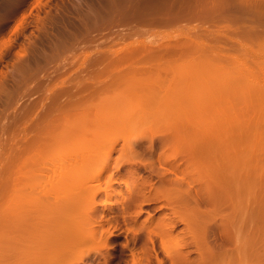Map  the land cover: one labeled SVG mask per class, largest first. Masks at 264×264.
Wrapping results in <instances>:
<instances>
[{"label":"bare ground","instance_id":"1","mask_svg":"<svg viewBox=\"0 0 264 264\" xmlns=\"http://www.w3.org/2000/svg\"><path fill=\"white\" fill-rule=\"evenodd\" d=\"M38 2L37 4H40L42 1ZM262 2L259 0H123L120 3L118 0H111L110 3L107 2L110 5L104 8V11L102 6V11H92L97 14L89 17L91 23L86 25L88 32L86 34L81 32L84 36L80 37L82 34L77 35L76 32L71 34L70 30L72 39L78 36L77 40L75 38L74 41L68 43L62 38L58 47L55 49L53 47L54 51L51 54L47 53L46 59L55 64L49 63L51 66L48 67L44 65L46 68L37 66L39 69L35 68V70L29 65L33 52L30 53L24 49L22 53H19L26 62V64H20L22 66L20 70L28 71L29 69L30 77L35 78L36 76L37 78L38 76L42 81L36 82L40 93H37L39 96L34 97L35 99L32 95L38 89H32V87L29 89V86L21 90L22 92L18 89L19 96L27 94L32 98L28 96L30 100L28 98L29 101L25 103V106H21L22 109L15 114L12 124L4 123L0 129V207L6 202H10V206L17 202L15 206L13 205L12 212L16 211L15 208L18 210L13 214L14 216L12 215L15 220L17 218V223L15 222L17 234L13 236L14 240L8 239L17 246L14 247L12 242L13 247L10 242L6 245L8 242L5 240L0 243L1 245L6 243L5 249L11 246L9 251L12 249L14 253L20 250H18L20 255L17 254L18 252L14 254V260L11 257L12 251H10L12 255H9L8 259L10 257L11 262L6 261L5 256H1L0 264H82L85 260L83 257L71 260L74 251L90 248L97 252L107 246L111 237L117 235L116 231L121 228L117 214L106 218V209L112 208L113 204L118 205L121 209L120 215L126 223L130 224L133 219H139L145 204L162 200V202L165 201V206L174 210H172L173 214L169 215L170 213L167 214V212L155 220L154 216L149 215L144 220L140 227L142 231L145 229L146 232H144L151 245L146 239L149 244L147 248H143V251H133L132 264H153L154 255L157 258V264H165V261L158 256L157 239L160 240L161 246L172 261L175 260L181 264H235L242 252H249L248 258L252 259L257 233L260 231L258 230L260 227L257 228L260 224L256 226L254 223L258 221L257 217L261 220H259L261 225H264V194L261 195L262 199L255 207L249 202L250 206H244V204L242 208L239 207V203L242 199L240 198L242 186L246 187L245 190H247L245 184L249 185L251 182L250 184L254 186L252 181L257 182L256 178H259L258 176L263 172L262 170L260 175H254V170L258 169H255L258 167L256 166L258 161H254L255 152L252 146L254 142H256L255 145L258 144L257 149L260 144L264 145V109L260 112L262 107L264 108V2ZM96 6L94 5L95 8ZM104 20L110 21L114 28L121 29V34L118 35L123 39L129 33L139 34L146 30H142L144 24L158 23L161 26L162 24L174 26L177 25L176 23L179 24L182 21L184 23L187 20L190 23L191 20V22L201 23V26L191 25L192 30L195 31L197 28L196 34L192 33L190 26H188L189 30L181 26L179 31L158 33L161 37L158 44L155 40L151 42L141 39L131 41V48H127L124 52L121 51L122 53L111 52L112 55L107 51V54H103V51L101 54L96 55L95 53L96 59L90 60L91 65L88 63L89 67L87 65L84 69L86 71L80 72L83 74L78 72L77 76L70 75L69 81L66 80L67 77L59 80L57 76L61 77L60 75L67 73L64 71L68 69L70 60L68 61L69 58L66 56L62 59L64 62L57 59L63 57V53L69 52L70 45L75 44L78 47L82 40L85 45L95 40L100 41L99 39L97 41V35L100 33L97 34L95 31L105 29L104 23L101 24ZM116 20L122 23L115 25L113 22ZM215 25L219 28L216 27V30L211 31L208 29ZM125 28L133 31L122 34ZM107 33L103 34L104 37ZM7 44L0 46L6 47ZM150 44L158 46L161 44L162 46L158 47L161 50L156 49L155 51L154 48L157 46L154 45L152 49L153 45ZM163 45L167 48L164 47V49ZM184 56L190 59L175 64L176 59ZM55 59L58 62H55ZM76 60L73 58V61ZM20 61L22 60L18 62ZM73 61L70 62L73 64ZM137 61H144L148 64L139 66L138 64L141 63L137 64ZM50 69L55 75L49 74ZM22 73L21 76H23ZM20 83L17 88L21 87L22 82ZM0 90L3 92L7 90L5 82L0 83ZM33 90L36 91L33 92ZM46 93H48L47 96ZM235 108L241 109L248 115L244 116V112L241 114L239 113L241 110L237 111ZM255 109L258 113L260 112L259 117H257V112L251 117L250 113ZM233 111H237V115ZM36 115L38 116L36 123L34 121V124L31 123L29 127L24 125L25 121L28 122ZM249 115L253 121L247 120ZM240 116L241 118H238ZM230 118L233 123L236 122L233 124ZM239 119L241 121L244 119L246 123L248 121L247 126L249 122L253 127L260 126V122L263 123V126L261 123L260 128H257L260 133L263 132V136L258 137H261L260 142L257 143L258 139L254 140L256 134H253L254 129L252 131L251 124L250 130L248 127L244 128V130L248 128L250 133L244 132L242 128L244 124L239 122ZM223 120L230 122V130L233 131H226L229 127L228 123H224L226 124L224 126H228L226 129L221 126ZM217 124H221L222 128L219 125L218 128L215 127L217 129L213 128ZM232 124L233 126L236 124L234 129ZM12 128L17 130L15 135L13 132L16 130L10 132L14 138L8 136L11 135L10 133L7 134V131ZM249 137L250 139L252 137L251 140L254 141L252 145L248 144L251 142ZM70 140L74 141V145H72L73 142L69 144ZM240 141L243 142L240 143ZM241 144L248 146L245 148ZM262 146L259 147L260 152ZM158 147L162 149L157 158L158 163L154 161L155 159L150 163L140 159L145 153L140 156L138 148H142L154 157ZM243 147L244 149H240ZM258 152L256 154L260 158L264 157L261 156L264 154L263 150L261 154ZM229 164L233 171L229 170V172L231 171L234 175L230 173L231 177L225 176L224 173ZM123 166H126L125 172H122ZM144 169L149 171L151 176L156 175L157 179L161 180H159L161 183L158 182L159 186L155 185V181L150 182L152 180L148 179L150 175L145 176L142 173ZM259 170L261 171V168ZM242 172L246 174H244L246 179L243 181L245 177L243 178ZM198 173L203 178L197 175ZM206 177L207 180H205ZM260 177L259 183L260 180L264 182V173ZM256 182L254 184H258ZM103 184H108L110 189L108 187L104 190ZM117 184H125L129 193L124 195L123 191L114 188ZM101 192H105L107 200L104 203L105 210L99 213L101 212L98 208L100 201H97V198L101 199ZM83 193H86L84 199L88 197L86 195H91L89 197L91 201L88 204L83 200ZM115 195H122V200L115 201V198L112 201L110 197ZM245 196H249L248 193ZM252 196L250 200L254 199ZM218 197L224 198L218 200L230 199L231 203L232 200L234 203L239 199V203L237 202L239 206L236 205L234 209H229L231 206H228V209L232 210L228 214L232 216L226 214L229 217L226 220L227 224L225 219L224 221L219 219L220 225L219 220L216 221L217 218H215L213 225L211 222L213 219H210L213 212L210 216V211L203 208L204 202L208 206L209 202ZM254 200L251 202L255 203ZM82 201H84L83 205ZM229 201L222 202L225 205H232L233 203H228ZM217 202V200L214 201V203ZM7 203L3 206H7ZM84 203L87 206L85 208ZM220 203L221 201L218 204L222 205ZM77 205L78 208H76ZM225 205H222V208ZM132 207L135 210H131ZM81 208L86 211L81 210L87 215L86 218L85 214L79 211ZM77 209L83 216L80 214L81 216L76 217V214H79ZM6 210L3 212L5 213ZM223 211L225 213V210ZM98 213L101 214V219ZM81 217L88 221H83ZM78 219L82 220L81 223L85 226H82L80 221H77ZM179 221L185 223L186 227L183 229L184 232L181 229L182 233L180 234L178 230L176 234L174 230ZM76 222H79L81 227ZM139 225L141 224L138 223ZM261 227L264 232V226ZM134 228L132 227L133 230ZM86 229H90V232ZM127 229L126 233L133 231L129 227ZM133 235L134 238L135 234ZM171 238L173 241L178 240L175 241V244L178 243L177 249L172 246L173 249H169V245L173 243L167 245L166 239L171 241ZM261 240L260 243L264 242ZM226 242L233 243V247L231 244L229 246L231 248H227ZM249 247L250 251H248ZM136 248L139 249V246L134 250ZM194 251L198 253L196 258L192 257ZM235 259L237 260L234 261Z\"/></svg>","mask_w":264,"mask_h":264},{"label":"rangeland","instance_id":"2","mask_svg":"<svg viewBox=\"0 0 264 264\" xmlns=\"http://www.w3.org/2000/svg\"><path fill=\"white\" fill-rule=\"evenodd\" d=\"M39 0H0V45H2V46H5V45H3V44H5V43H8L7 44V46L6 47H2V46H0V47H2V48H0L1 50H2V52H1V50H0V52L2 53V54H0V83L1 82H5V85H6V87H7V90L8 91H10V92H8L7 90L6 91H4V92H6V93H4L3 91H1L0 90V129L2 128V126H3V124L4 123H6V125H9V124H12L13 122L12 121H14L13 119H14V117H15V114L17 113V112H19V110H21L22 109V107H24L25 106V103H27V101H29L30 100V98H32V96H33V98L35 97V98H37L38 96H39V94H37L38 92L40 93V90H39V88H37V86H38V84L37 83H40L41 81H42V79L41 78H39L38 76H37V78H36V76H35V78L34 77H30L28 74V71L30 72V70L28 69V71H26L24 68V70L23 71H21L22 69L20 68V67H22V66H20V64L22 65V64H26V62H24L25 60L24 59H22V58H24L23 56H20L19 55V53H22L23 51H24V49H27L30 53H32V55L34 54V58H32L33 56L31 55L30 57H31V64L29 63V65L32 67V68H36V69H39V67L37 68V66H41L40 68H43V67H45L46 65V67H48V66H51L50 64H52L53 65V63H51L50 62V60H48V59H46V55H47V53L48 54H51L52 53V51H54V49L55 48H57L58 47V45L60 44V41H62V38L63 39H66L67 41H68V43L69 42H71V41H74V39L75 40H77V37L75 36L73 39H72V37L73 36H70L72 33H74V32H76V34L77 35H79L81 32H83V34H86L87 32H88V30H86L87 28H86V25H87V23H91V21L89 20L90 18L89 17H92L93 15H95V14H97V13H95V12H97V11H102V9H101V6H102V8H103V11H104V8L106 9L107 7H109V3H110V1L111 0H41L42 2L40 3V4H37V3H39L38 2ZM85 1V2H84ZM101 1H102V3H101ZM118 1H120V3L121 2H123V0H118ZM125 1V0H124ZM258 1V0H257ZM260 2H264V0H259ZM107 2H109V3H107ZM262 2V3H263ZM95 3V4H94ZM101 3V4H100ZM104 3H105V6H104ZM85 4V5H84ZM88 4H89V6H88ZM96 4H97V6H96ZM39 5V6H38ZM94 5L96 6V8L94 7ZM37 6V7H36ZM93 7V9H92V7ZM100 6V7H99ZM82 7H83V9H82ZM95 8V9H94ZM263 8V7H262ZM87 9V10H86ZM99 9V10H98ZM264 9V8H263ZM90 10V11H89ZM96 10V11H95ZM92 11H95L94 13L92 12ZM86 12V13H85ZM89 13H91V14H89ZM102 13V12H101ZM84 17H83V16ZM88 15V16H87ZM90 15V16H89ZM45 17V18H44ZM86 17V18H85ZM40 18H42V19H44V21H42V19H40ZM52 20H51V19ZM76 19V20H75ZM88 19V20H87ZM49 20V21H48ZM75 20V21H74ZM80 21V22H78V21ZM86 22H84V21ZM87 20V21H86ZM90 21V22H89ZM116 21H118L117 23H116ZM116 21H114L113 23L116 25V24H118V23H122V22H119V20H116ZM44 22H46V23H44ZM81 22H82V25H81ZM84 22V23H83ZM102 23L101 24H103L104 23V26L103 27H105V29L104 30H98L97 32L95 31V33H100L102 36H103V38H102V36L100 35V34H96L97 36H98V38H97V41H98V39L100 40V41H98V42H96V40H95V42L93 43V42H89V43H86L87 45H85V42L84 43H82L84 40H82L79 44H78V47H77V45L75 46V44H73V45H70L71 47H69V52L66 54V52L65 53H63L62 55H63V57H59V59H57L58 61L59 60H61V61H63L62 59L63 58H65V56L66 57H68L67 59H68V61L70 60V61H73V58H74V60H76V61H73V64L69 61V65H68V69H66L64 72H67V73H63L62 75H60L61 77H59V75L57 76L58 77V79L59 80H61L62 78H65L66 79V77H67V81H69L68 79L73 75V77L76 75H79V74H83V73H80V72H85L84 71V69L86 68V66L88 65V63L90 62H92V61H94L93 59H96V55L98 54V53H102V51L104 52L103 54H105L106 53V51H107V53L108 54H111L112 55V53H115V52H119V53H122L121 51H123L124 52V50H127V48H131V45H130V42L131 41H134V40H146V41H151V42H154V40H155V42L157 43L158 42V40H161V37H160V35L159 34H162V33H167V32H170V31H172L173 30V32L174 31H176V30H178L179 31V28L182 26V27H186V29L187 30H189L192 26L191 25H196V27L197 26H201L200 24L201 23H198L197 21H192L191 22V20H190V23H189V21L187 20L186 22H184V23H182V22H180L179 24L178 23H176L177 25H172V26H170V25H165L164 26V24H162V26L159 24L158 25V23L157 24H154V25H146V24H144V28H142V30H144V29H146V30H144L143 32H139V34L138 33H136V34H134V33H129V35H127L126 37H124V39L123 38H120V34H121V29H117L116 27L114 28V26H112L111 25V22L110 21H108V22H106V20H104V22L103 21H101ZM188 22V23H187ZM195 22H197V23H195ZM42 23L44 24V25H42ZM77 23V24H76ZM80 23V24H79ZM182 23V24H181ZM106 24V25H105ZM107 24H109L108 26H107ZM76 25V26H75ZM111 25V26H110ZM47 26V27H46ZM74 26V27H73ZM84 28H83V27ZM110 26V27H109ZM188 26H190V28L188 29ZM214 26V25H213ZM213 26H210V28L208 27V29L211 31L212 29H214V30H216L217 28H219V27H217L216 25H215V27H213ZM74 29H73V28ZM78 27V28H77ZM146 27V28H145ZM217 27V28H216ZM76 28V29H75ZM110 28V29H109ZM112 28V29H111ZM178 28V29H177ZM103 29V28H102ZM181 29H183V28H181ZM196 30L195 31H197V28H195ZM70 30H71V34H70ZM75 30V31H74ZM77 30V31H76ZM97 30V29H96ZM120 30V31H119ZM141 30V31H142ZM185 30V29H184ZM199 30H201V29H199ZM214 30H213V32H214ZM101 31H102V33H101ZM105 31V32H104ZM108 33H107V32ZM111 31H113V32H111ZM130 31H133L132 29H128V28H125V30H123L122 31V34L123 33H125L126 34V32L128 33V32H130ZM147 31V32H146ZM191 31H192V33L194 32L195 34H196V32L194 31V29L192 30V28H191ZM104 32V33H103ZM110 32V33H109ZM117 32V33H116ZM119 32V33H118ZM149 32V33H148ZM68 35H67V34ZM105 33H107V35L104 37V35H105ZM112 33V34H111ZM114 33V34H113ZM142 33V34H141ZM159 33V34H158ZM193 33V34H194ZM208 33V32H207ZM65 34V35H64ZM82 34V33H81ZM80 35V37L81 36H84V35ZM104 34V35H103ZM110 34H111V36H110ZM117 34V35H116ZM119 34V35H118ZM134 34V35H133ZM61 36V37H60ZM63 36V37H62ZM96 36V37H97ZM99 36H101V37H99ZM116 36H118V37H116ZM153 36V37H152ZM65 37V38H64ZM68 37V38H67ZM113 37V38H112ZM116 37V38H115ZM108 39V40H106V39ZM151 38V39H150ZM160 38V39H159ZM60 39V40H59ZM80 39H82V38H80ZM105 39V40H104ZM206 39V41H207V38H205ZM33 40V41H32ZM210 39L208 38V41H209ZM5 41V42H4ZM36 43H35V42ZM4 42V43H3ZM57 42V43H56ZM102 42H105V43H102ZM3 43V44H2ZM33 43V44H32ZM73 43V42H72ZM92 43H93V45H92ZM99 43V44H98ZM34 44H35V47H34ZM71 44V43H70ZM81 44H83L82 46H80ZM98 44V45H97ZM158 44V43H157ZM151 45V44H150ZM153 45V44H152ZM151 45V46H152ZM159 45H161V44H159ZM253 45H255V44H253ZM253 45H252V47H253ZM76 48H75V47ZM157 46V45H156ZM162 46V45H161ZM164 46V45H163ZM256 46V45H255ZM254 46V47H255ZM28 47L30 48V49H28ZM53 47H54V49H53ZM33 48V49H32ZM72 48V49H71ZM74 48V49H73ZM256 48V47H255ZM53 49V50H52ZM37 50H39V51H37ZM44 52H43V51ZM47 50V51H46ZM110 52H109V51ZM32 51V52H31ZM41 51V52H40ZM39 52V53H38ZM46 52V53H45ZM50 52V53H49ZM112 52V53H111ZM37 53V54H36ZM40 53H42V54H40ZM95 53H96V55H95ZM106 53V54H107ZM88 54V55H87ZM90 55V56H89ZM95 56V57H94ZM18 57H19V59H18ZM22 57V58H21ZM73 57V58H72ZM77 57V58H76ZM92 57V58H91ZM185 57V56H184ZM179 57V59H176V63L175 64H177V63H182V62H186L187 60H189L190 58L187 56V57ZM26 58V57H25ZM181 58V59H180ZM22 60V61H20V62H18L19 60ZM34 61H33V60ZM39 59V60H38ZM45 59V60H44ZM92 59V61H90ZM37 60V61H36ZM49 62H48V61ZM30 61V60H29ZM33 61V62H32ZM36 61V62H35ZM58 61H56V59H55V62H58ZM145 62H146V60H144ZM144 61H141V63L142 62H144ZM148 61V60H147ZM21 62H23V63H21ZM40 62V63H39ZM46 62V63H45ZM48 62V63H47ZM64 62V61H63ZM106 62V61H105ZM104 62V63H105ZM138 62L140 63V61H137V64H138ZM148 62H150V61H148ZM34 63H36V64H33ZM44 63V64H43ZM50 63V64H49ZM89 63V65H91ZM28 64V63H27ZM38 64V65H37ZM49 64V65H48ZM55 64V63H54ZM16 65H17V67H19L18 69H17V67H16ZM19 65V66H18ZM43 65V66H42ZM45 65V66H44ZM89 65L87 66V67H89ZM103 65V64H102ZM101 65V66H102ZM129 66H130V64H129ZM16 67V68H15ZM45 67V68H46ZM70 68V69H69ZM128 68V67H127ZM145 68V67H144ZM17 69V70H16ZM21 69V70H20ZM35 69V70H36ZM88 69V68H87ZM68 70V71H67ZM17 72V73H16ZM22 72H24V73H22ZM25 72H27V73H25ZM49 72H51V73H49V74H54V71L52 70V69H50V71ZM78 72H79V74H78ZM21 73H22V75L23 76H21ZM16 74H18V75H16ZM25 74H27V75H25ZM55 75V74H54ZM71 75V76H70ZM19 76H21V78L19 77ZM28 76V78H26ZM21 81H20V80ZM27 79V80H26ZM29 79V80H28ZM38 79V80H37ZM41 79V80H40ZM18 80V81H17ZM71 80V79H70ZM16 82H18V83H16ZM20 82H22V85H21V89L20 88H17V86H18V84L20 83ZM23 82H24V84H25V82H26V84L24 85L23 84ZM31 82V83H30ZM37 82V83H36ZM30 83V84H29ZM33 83V84H32ZM21 84V83H20ZM29 86V89H31V87H32V89H34V88H36V89H38L37 91L36 90H33V92L34 91H36V92H34L33 93V95L32 96H30V95H18V89H19V91H21V90H24L26 87H28ZM14 88H15V91H14ZM13 90V91H12ZM14 94H13V93ZM16 92V93H15ZM22 92V91H21ZM7 93H9V94H7ZM31 93H32V90H31ZM37 94V95H36ZM47 94L48 93H46V96H47ZM18 95V96H17ZM23 96V97H22ZM27 96V97H26ZM30 98H29V97ZM37 96V97H36ZM45 96V97H46ZM28 98H29V100H28ZM34 98V99H35ZM26 99V100H25ZM263 102H264V99H263ZM22 106V107H21ZM263 106H264V103H263ZM19 108V109H18ZM239 108V107H238ZM255 108H257V107H255ZM228 109H230V108H228ZM235 109H237V108H235ZM250 109V108H249ZM263 107H262V109H261V111L260 112H262L263 111ZM232 110V109H231ZM238 110H241V109H237V111ZM244 110H245V108H244ZM251 110V109H250ZM257 110H260L259 108H257ZM16 111V112H15ZM39 111H40V109H39ZM227 110H225V112H226ZM237 111H233V112H235V115H237ZM254 111V110H253ZM241 112V114L244 112H242V110L241 111H239V113ZM248 112V111H247ZM246 112V113H247ZM257 112V117H259V113H258V111H256V109H255V111L254 112H252V113H250V115H251V117H253V113H256ZM226 113H228V112H226ZM229 114V113H228ZM244 116L246 115L245 114V112H244V114H243ZM243 115H241L243 118H244V116ZM247 115H248V113H247ZM246 115V116H247ZM250 115H249V117H248V119H247V117L245 118V121H246V119L249 121V120H251V121H253V118L251 119L250 118ZM238 116H239V114H238ZM241 116L240 117H238V118H241ZM229 117H230V115H229ZM228 117V118H229ZM233 117H235L234 116V114H233ZM256 117V118H257ZM36 118V119H35ZM232 118V117H231ZM230 118V119H231ZM236 118V117H235ZM37 119H38V116L36 115L35 117H33V118H30L29 120H28V122L27 121H25L26 123H24V125L25 126H27V127H29V125L31 126L32 124H34L33 122L35 121V123H36V121H37ZM230 119H227V121L229 120L230 121ZM259 119V118H258ZM232 120V119H231ZM236 119H234V121H235ZM244 119H242V121L239 119V122H243V124H244V127H242L243 128V130H244V128H246V127H248L249 128V126H250V122H249V126H247L248 125V121H247V123L246 122H244L243 121ZM254 120H255V118H254ZM226 120L224 121L223 120V122L221 123V124H223V125H221V126H223L224 127V129H226L227 127L226 126H224V125H226V124H224V123H228ZM238 121V120H237ZM262 121H263V119H262ZM12 122V123H11ZM236 122V121H235ZM234 122V123H235ZM23 123H22V125H23ZM28 123V124H27ZM32 123V124H31ZM232 123H233V120H232ZM233 123V124H234ZM238 123V122H237ZM236 123V124H237ZM246 123V124H245ZM261 123L262 122H260V126H261ZM264 123V122H263ZM263 123H262V126H263ZM230 124V122L228 123V125ZM233 124H232V128L234 129V126L236 125H234L233 126ZM254 124V123H253ZM219 124H217L216 126H214L213 128H215V127H217ZM219 125V126H220ZM239 126L241 125V124H238ZM246 125V126H245ZM255 125V124H254ZM220 126V127H221ZM242 126V125H241ZM257 126V125H256ZM254 126L253 127V125L251 124V128H252V131H253V129H254V132H253V134L255 133L256 135H255V139L254 140H257V143L258 142H260L261 141V137L260 138H258L259 136H263V132L262 133H260V131L257 129L258 127L260 128V126ZM264 127V126H263ZM218 128V127H217ZM217 128H215V129H217ZM222 128V127H221ZM230 125H229V127H228V129L226 130V131H233V130H230ZM236 128H238V127H236ZM235 128V129H236ZM248 128H247V130H244V132H247L248 131ZM241 129V128H240ZM256 129L259 131V134H258V131L256 132ZM261 129H263V128H261ZM14 130H16V129H10V130H8L7 131V134L8 133H10V132H13ZM242 130V129H241ZM242 130V131H243ZM249 130H250V128H249ZM241 131V132H242ZM251 131V132H252ZM264 131V130H263ZM16 132V133H15ZM15 132H13L14 133V135L15 134H17V130L15 131ZM248 133H250L249 131H248ZM11 135H8L10 138H11V136H13L12 138H14V135L12 134V133H10ZM244 135H246V134H244ZM249 135V134H248ZM229 136V135H228ZM243 136V135H242ZM247 137V136H246ZM264 137V136H263ZM262 137V138H263ZM245 137L243 136V139H244ZM240 139V138H239ZM249 139H250V137H249ZM251 139H252V137H251ZM250 139V141L252 142H248V144L250 143L251 145L253 144V140H251ZM241 140H242V137H241ZM71 141V140H70ZM247 141H248V139H247ZM263 141H264V138H263ZM262 141V142H263ZM73 142V144L72 145H74V141H71V142H69V144L70 143H72ZM243 142V141H242ZM241 141H240V143H242ZM255 144H256V142H254ZM254 144V145H255ZM71 145V144H70ZM242 145V144H241ZM252 145L253 146V152H255L254 154V161L256 162V160L259 162H257V165L256 166H258V167H256L255 169H257V170H254V175H260L261 174V172H262V170H263V172H262V174L264 173V164H263V162H264V157H259V155L258 154H256L258 151L257 150H259V152H260V149H259V147H261L262 146V144H260L259 146H258V149L256 148L257 147V145ZM242 146H248V145H242ZM250 146V145H249ZM244 147L243 148H240V149H244ZM246 148V147H245ZM157 153L156 154H154L155 156L154 157H152L153 155H151L150 153H146L144 150H142V148H138V151H140V152H138V154L141 156V155H143L144 153V157L143 156H138V157H140V159H144V162L146 161V163L147 162H152L153 161V159H155L154 161L156 162V163H158V156H159V153H161L160 151H162V149L160 148V147H158L157 148ZM256 150V151H255ZM262 150H263V153H264V145L262 146ZM262 150H261V152H262ZM141 151H142V153H141ZM258 152V153H259ZM261 152H260V154H261ZM117 155V154H116ZM256 155H258L257 156V159H256ZM146 156H148V158H146ZM261 156H264V154H261ZM258 157H259V160H258ZM150 158V159H149ZM139 159V158H138ZM146 159V160H145ZM157 159V160H156ZM147 160H150V161H147ZM263 160V161H262ZM143 161V160H142ZM261 161H262V163H261ZM261 163V165H262V167H260L261 168V171L259 170L260 168H259V166H261V165H258V164H260ZM255 164V163H254ZM228 166V165H227ZM231 168V169H230ZM203 169V168H202ZM226 169H228L227 171H226ZM225 169V176H227V177H231V174H232V166L229 164V166L227 167ZM239 169V168H238ZM94 170H96V168H94ZM145 170V169H144ZM142 171V173L146 176V175H150V177L148 178L149 180L150 179H152V180H150V182H153L154 183V181H155V185L157 186H159V183L158 182H160L161 180L160 179H157L158 177H156V175H152L151 176V174H150V172L149 171ZM201 170V169H200ZM204 170V169H203ZM229 170H231L230 172H229ZM234 170H236L235 168H234ZM240 170V169H239ZM126 171V166H123V168H122V172H125ZM207 171V170H206ZM256 171H257V173H256ZM201 172L203 173V171L201 170ZM200 171H199V173H201ZM149 173V174H148ZM195 173H197V172H195ZM199 173L197 174V175H199ZM202 173H201V175H202ZM204 173H206L205 172V170H204ZM204 173H203V175H204ZM231 173V174H230ZM235 173V172H234ZM228 174V175H227ZM242 174H243V178L244 179H242V181L243 180H245L246 179V174L245 173H243L242 172ZM245 174V175H244ZM262 174L260 175V176H262ZM201 175H199V176H201ZM207 175H208V173H207ZM233 175V174H232ZM205 176V175H204ZM234 176V175H233ZM232 176V177H233ZM260 176H258L260 179H261V177ZM195 177H196V175H195ZM202 178H203V176H201ZM199 178V177H198ZM259 178H256V180H257V182L255 181V180H253L252 182H253V185L254 186H252V184H250L249 182V185L248 184H245V185H247V190H248V192H247V190H245L246 189V187L245 186H242V181H241V186L244 188H241V190L242 191H240L241 193V197L240 198H242L241 200H240V203L238 202V200L239 199H237V202L239 203V205H237V202L235 201V199H234V201L236 202H234L233 203V200H232V203L234 204H232L229 200H227L226 199V197H225V199L226 200H218L219 198L220 199H224L223 197L221 198V197H218L217 199H213V201L212 202H209L211 205H209V203H208V206H207V204H206V202H204V204H203V208L205 209V210H207V211H210L209 212V214L211 213V212H213L212 214L215 216H211V214H210V216H211V218L210 219H213L211 222H212V224H213V222H214V219L215 218H217V219H215L216 221H218L219 219L220 220H222V221H224L223 219H225V223L227 224L228 222H226V220H228V218L229 217H227V215L226 214H228L229 212H231L229 209H234V207L237 205V206H239V207H244V206H250L249 205V202H250V204L252 203L253 204V206L255 207V206H257L258 204H259V202L261 201L260 199H262L261 197V195H263L264 193V189L262 190V188H264V184H262V183H264V182H262V180H260L261 182L259 183ZM160 180V181H159ZM205 180H207V177L205 178ZM248 181H250V180H248ZM258 183V184H254V183ZM156 183H158V184H156ZM161 183V182H160ZM229 182H227V184H228ZM245 183H247L246 181H245ZM260 184H261V186H260ZM108 185V184H107ZM106 184H103V188H104V190H105V188L106 189H108V187H109V185L107 186ZM195 185L196 186H199V184H196L195 183ZM201 185V184H200ZM257 185V186H256ZM254 187L253 188V190H250V189H252V187ZM225 187L229 190V188H230V184H229V188H228V186H226L225 185ZM256 187V188H255ZM93 188V187H92ZM95 188V187H94ZM114 188H116L117 190H121V191H123L122 193L124 194V195H127L126 193H129V191L127 190V187H126V185L124 184H121V185H119V184H117V185H115V187ZM261 188V189H260ZM109 189H110V187H109ZM231 189V188H230ZM92 190V189H91ZM104 190H102V191H104ZM257 190V191H256ZM260 190V191H259ZM128 191V192H127ZM227 191V190H226ZM255 191V192H254ZM222 192H224V191H222ZM227 192H229V191H227ZM244 194H243V193ZM245 192H247L248 193V195L249 196H245V195H247V193H245ZM251 192V193H250ZM258 192V193H257ZM260 192V193H259ZM262 192V193H261ZM104 193V194H103ZM253 193V194H252ZM257 193V194H256ZM84 195H83V200H85V202H86V204H88L89 203V201H91L90 200V198L89 197H91V195L89 196V194L88 195H86V196H88V197H86L85 199H84V196H85V194L86 193H83ZM255 194V195H254ZM102 195V196H101ZM101 199L100 200H98V198H97V201H100L101 202V204H100V202H99V204H98V208L100 209L99 211H101V212H99V213H102L103 212V210H105V208H104V203L106 202V200H107V198H106V194H105V192H101ZM253 195V196H252ZM257 195V196H256ZM260 195V196H259ZM81 196V195H80ZM250 196H252L254 199L256 198L257 200H254V199H252V200H254V202L255 203H253V202H251L252 200H250L251 198H250ZM122 195H115V196H113L112 198L110 197V199L113 201L115 198V201L117 200V201H121L122 200ZM249 197V198H248ZM81 199H82V196H81ZM80 200V199H79ZM216 200L218 201L217 203H214V201L216 202ZM242 200H244V202L242 201ZM10 201V200H9ZM13 201H15L14 199H13ZM81 201V200H80ZM79 201V202H80ZM93 201V200H92ZM163 201V200H162ZM162 201H154V202H151V203H147V204H145L144 205V210H143V212H142V214H140V216H139V219H137V220H135V219H133V220H135V221H130V224L127 222L126 223V221H125V219L120 215V211H121V209L119 208V206L118 205H116V204H113V206H111L112 208H109V209H106V215H107V217L106 218H109V217H111L112 215H114V214H117L116 216H118V218L120 219V220H118V223H119V225H120V227L121 228H119L117 231H116V233L118 232V234L117 235H114L113 237H111L112 239H110L109 240V243H108V245L107 246H105V247H103L102 249H100L99 251H97V252H95L93 249H90V248H87V249H85V250H81V249H79V250H76V251H74L73 253H72V255H71V260H76V259H78V258H81V257H83L85 260H84V262L82 263V264H126L127 263V260H128V263L127 264H132L133 263V251H137L138 252V250L139 251H143L144 249L143 248H147L146 246H148L149 244H150V242L148 241V237H147V234L145 233L146 231H145V229H144V231H142V229H141V227L140 226H142V224L144 223V220H146L148 217H149V215H151L150 217H152V216H154L153 218H154V220H155V218L157 219V218H161L164 214H166L167 212V214H169V215H172L173 214V209H171V207H167V206H165V201L164 202H162ZM221 201V203L220 204H222V205H225L223 202H227V201H229L228 203H231L232 205H233V207H232V205H225V207L223 206V208H222V205H219L218 203ZM223 201V202H222ZM16 202V201H15ZM15 202H13V203H15ZM83 202L84 201H82L81 202V204L83 205ZM94 202H95V200H94ZM93 202V203H94ZM225 202V203H226ZM243 204H242V203ZM258 202V203H257ZM7 203V202H6ZM6 203H4L3 205H6ZM10 202H8L7 203V206H8V209L6 210V207L7 206H3L4 208H2V206L0 207V217H1V215H2V217L0 218V241H3V240H5L6 242H8L7 244L6 243H4V244H2L1 245V243H0V258H1V256L2 257H4L5 256V258H7V259H5V258H3V259H5L6 261H10L9 259H10V257H9V259H8V256L10 255H12L11 257H12V259L14 260L15 259V256H14V254H16L17 252V254L18 255H20V250L18 251V250H16V249H14V250H16L17 252H13L12 251V249H10V251H12L11 253H10V251H9V248H11V246L14 244V242H10V240H8V239H13L14 240V238H13V236H14V234H17V229H16V221H17V218H16V220L13 218V214L15 213V212H18V210L15 208V210L16 211H14V212H12L13 210H14V206L17 204V202L15 203V205L13 206H10V204H9ZM92 203V204H93ZM96 203V202H95ZM78 204V203H77ZM81 204H79V205H81ZM86 204L84 203V205L85 206H83L84 208L85 207H87L86 206ZM212 204H218L217 206L215 205V206H213ZM245 204V205H244ZM257 204V205H256ZM94 205V204H93ZM164 205V206H163ZM244 205V206H243ZM18 206V205H17ZM90 207H91V204L89 205ZM118 206V207H117ZM157 206H159V207H157ZM220 206V207H219ZM230 208H229V207ZM79 207H81V206H79ZM162 207V208H161ZM18 208V207H17ZM76 208H78V205L76 206ZM84 208L82 209H80L79 211H83L84 210ZM104 208V209H103ZM160 208V209H159ZM167 208V209H166ZM181 208V207H180ZM217 208L219 209V208H221V209H219V210H217ZM229 208V209H228ZM241 208V209H242ZM246 208V207H245ZM116 209V210H115ZM131 210H135V209H133V207L132 208H130ZM171 209V210H170ZM210 209V210H209ZM214 209H216V210H214ZM4 210H6V212L4 213L3 211ZM173 210V211H172ZM183 210V209H182ZM223 210H225V213H224V211ZM77 211H78V209H77ZM78 211V212H79ZM81 211V212H82ZM87 211H91V209H87ZM171 211V212H170ZM219 213H218V212ZM222 211V212H221ZM228 211V212H227ZM242 212H244V211H246V209L243 211V210H241ZM81 212H79V214H76L75 216L76 217H79V216H81L82 214H85V213H83V212H86V211H83L82 212V214H81ZM183 212H185L184 210H183ZM89 213V212H88ZM87 213V214H88ZM98 213V214H99ZM150 213V214H149ZM172 213V214H171ZM216 213V214H215ZM220 213H222V215L220 214ZM81 214V215H80ZM154 214V215H153ZM163 214V215H162ZM219 214V215H218ZM240 214H242L241 212H240ZM244 214H245V212H244ZM13 215V216H12ZM101 214H99V218L101 219V216H100ZM224 215L226 216V217H224ZM230 214H228V216H229ZM245 215H247V213L245 214ZM83 216V215H82ZM85 216V218H86V214L84 215ZM89 216V215H88ZM221 216H223V217H221ZM230 216H232V215H230ZM18 217V216H17ZM75 217V218H76ZM243 217V216H242ZM82 218V217H81ZM85 218H82V220L83 221H86V219ZM244 218V217H243ZM12 219H14L13 221H12ZM85 219V220H84ZM124 219V220H123ZM140 219H141V221H140ZM257 219H258V221H257ZM257 219H256V221L257 222H254V223H256V226L257 225H259V226H257V228H259L258 230H260L259 231V233H257V238H256V240H257V242H256V246H255V249L253 248V250H255L253 253L254 254H252V253H250V254H252L253 255V258L252 259H254L255 258V255H256V258H255V260H253L252 261V259H250V258H248V253L249 252H242L241 253V255H239L240 257H239V259H238V262L237 263H235V264H241L243 261H245V262H243L242 264H264V242H262V241H264L263 240V237H264V232H263V227H261V226H264V225H261L262 223H260L259 222V218L257 217ZM82 220H80V219H78L77 221H80V223H81V221ZM219 220V223H220V225H221V221ZM88 221V220H87ZM86 221V222H87ZM138 221V222H137ZM261 221V220H260ZM16 222V223H15ZM85 222V223H86ZM133 222V223H132ZM210 222V223H211ZM77 223V222H76ZM79 222L77 223V224H80ZM138 223L139 224H141V225H139L138 226ZM218 223V222H217ZM14 224V225H13ZM16 224V225H15ZM82 224V223H81ZM81 224H80V227H81ZM90 224V223H89ZM122 224V225H121ZM185 223H183L182 221H179L178 223H177V226H176V228H175V230H174V232H176V234H178V230H179V233L181 234L182 232H184V227H186V225H184ZM243 224V223H242ZM132 225V226H131ZM214 225V224H213ZM213 225H212V227H213ZM15 228H14V227ZM82 226H85L84 224H82ZM106 226H108V224L106 225ZM136 226H137V228H136ZM92 227V226H91ZM129 227V229L130 230H133L132 229V227L134 228V230L133 231H129V233H126V231L128 230L127 228ZM15 229V231H13L14 229ZM89 228V227H88ZM143 228V227H142ZM261 228H262V230H261ZM82 230L84 229V227L83 228H81ZM91 229V228H90ZM90 229H86L87 230V232L89 231L90 232ZM181 229H182V232H181ZM86 230H84V232H86ZM121 231V232H120ZM137 232H139L138 234H136ZM263 232V233H262ZM127 234V235H126ZM132 234V235H131ZM133 234H135V237L133 238L132 236H134ZM260 234H262V236L260 235ZM17 236V235H16ZM139 236V237H138ZM258 236L260 237V238H258ZM245 237V236H244ZM16 239V238H15ZM132 239V240H131ZM134 239V240H133ZM146 239H147V241L149 242V244H148V242L146 241ZM168 239H170V238H168ZM259 239V240H258ZM260 239H262L261 240V242L262 243H260ZM167 241H170V240H167L166 239V243H167V245L168 244H175V241H173V239L171 238V241L168 243ZM178 241V240H177ZM176 241V242H177ZM11 244H10V243ZM114 242V243H113ZM146 242V243H145ZM259 242V243H258ZM126 243V244H125ZM5 244L6 245H11V246H9V247H6V249H5ZM113 244V245H112ZM138 244V245H137ZM143 244V245H142ZM144 244H146V245H144ZM169 245V249L170 248H175V249H177L178 247H176V245L178 244V243H176L175 245ZM232 244V246L231 247H233V243H231V242H226L225 243V245H228V246H226L227 248H231V247H229L230 245ZM259 244V245H258ZM262 244V245H261ZM123 245H124V247H123ZM129 245V246H128ZM142 245V246H141ZM151 245V244H150ZM4 246V247H3ZM17 245L16 244H14V247H16ZM139 246V249H135L134 250V248L135 247H138ZM143 246H145V247H143ZM172 246V247H171ZM175 246V247H174ZM178 246V245H177ZM260 246H261V248H260ZM13 247V246H12ZM133 247V248H132ZM157 251H158V256L160 257V259H163L164 261H165V264H181V263H179V262H176L175 260L174 261H172V259L170 258V256L166 253V251L163 249V247L161 246V244H160V240L159 239H157ZM259 247V248H258ZM18 248H21V247H18ZM160 248V249H159ZM172 248V249H173ZM263 248V249H262ZM22 250H23V248H21ZM142 249V250H141ZM171 249V250H172ZM193 250H195V248H192ZM257 249V250H256ZM261 249V250H260ZM132 250V251H131ZM258 250H259V253H258ZM24 251H25V249H24ZM173 251V250H172ZM248 251H250V247H249V249H248ZM256 251H257V253H256ZM22 252V251H21ZM23 253V252H22ZM113 253V254H112ZM154 253V252H153ZM2 254H4V255H2ZM116 254V255H115ZM237 254V253H236ZM247 255V256H245V257H243L242 255ZM259 254V255H258ZM251 255V256H252ZM14 256V257H13ZM17 256V255H16ZM107 256V257H106ZM175 256V255H174ZM250 256V255H249ZM106 257V258H105ZM192 257L193 258H196V257H198V253L197 252H193V254H192ZM108 258V259H107ZM132 258V259H131ZM242 258H245V259H243L242 260ZM247 258H248V260H247ZM260 258V259H259ZM2 259V258H1ZM0 259V260H1ZM16 259H18V258H16ZM4 260V261H5ZM70 260V261H71ZM105 260H107V261H105ZM110 260V261H109ZM237 259H235L234 261H236ZM242 262H241V261ZM2 262V261H1ZM11 262V261H10ZM158 263V261H157V258H156V256L154 255L153 256V264H157ZM2 264V263H1ZM4 264V263H3ZM7 264H9V263H7Z\"/></svg>","mask_w":264,"mask_h":264},{"label":"flooded vegetation","instance_id":"3","mask_svg":"<svg viewBox=\"0 0 264 264\" xmlns=\"http://www.w3.org/2000/svg\"><path fill=\"white\" fill-rule=\"evenodd\" d=\"M154 45H155V44H153V46L151 47L152 49L154 48ZM156 45H157V44H156ZM156 45H155V46H156ZM159 46L161 47V45H159ZM159 46L157 45V47H155L154 50H155V51H156V49H158L157 51L161 50V49H159V48H160ZM158 47H159V48H158ZM164 47H166V45H164L163 48H164ZM163 48H162V49H163ZM166 48H167V47H166ZM164 49H165V48H164ZM140 63H141V62H140ZM147 64H148V63L143 62V64L141 63V64H138V65H139V66H147ZM148 66H149V65H148Z\"/></svg>","mask_w":264,"mask_h":264}]
</instances>
